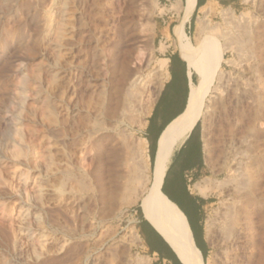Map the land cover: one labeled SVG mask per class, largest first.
<instances>
[{"label":"rangeland","instance_id":"374dc122","mask_svg":"<svg viewBox=\"0 0 264 264\" xmlns=\"http://www.w3.org/2000/svg\"><path fill=\"white\" fill-rule=\"evenodd\" d=\"M215 1L188 39L220 56L199 121L205 264H226L217 227L229 201L240 234L230 252L264 264V0ZM168 9L0 0V264H152L134 223L153 180L143 129L163 84L156 35ZM172 10L183 21V6Z\"/></svg>","mask_w":264,"mask_h":264},{"label":"crops","instance_id":"0c3cea01","mask_svg":"<svg viewBox=\"0 0 264 264\" xmlns=\"http://www.w3.org/2000/svg\"><path fill=\"white\" fill-rule=\"evenodd\" d=\"M162 1L164 2V6L169 7V9L157 20L156 36L158 38L157 51L160 57L159 60L161 62H166L163 72V84L144 123L143 136L144 141L148 145V152L149 148H153L157 151L161 138L178 126L187 107L191 88L194 85V82L198 79L196 73L188 67L186 59L179 52V48L173 46L175 41L178 43L176 34L179 26L182 25V30L189 39L190 31L194 28L198 12L209 4H212L213 6L218 5V7H220L219 2L215 0H196L192 15L188 19L185 20L184 17V20L180 21L177 19V17L180 16L177 15L176 11L172 10V8L177 7L179 4L183 6L184 0ZM200 45L202 46V44ZM207 46L210 47L212 52L216 53V57L213 59L214 62L210 67L206 54V76L201 90V97L203 100H205L208 92L209 94L211 92L212 88L209 84L215 79V74L218 70V60L220 58L211 43H208ZM195 125L192 127L185 140L173 151L162 178L159 192L162 195L161 187L164 185L168 196L173 200L178 198L177 189L180 182L183 183L184 189L187 190L189 195L193 198L200 197L203 200H208L206 197H202L191 191V188H193V186L199 181L205 170L202 136L199 130L194 129ZM162 196L185 218L194 245L196 237L195 233L191 231V227L193 230L194 227L200 229L202 240L201 244L198 243L199 249H196L200 254L202 252L207 255L208 242L203 229V209L207 203L200 204L198 201L192 200L188 203V207L185 210V216L178 207L174 206V204L168 200L166 196ZM143 218L144 220L142 218H137L134 224L136 232L143 244V252L147 255L146 257H151L152 264H172V262L167 259H170L175 264H181L176 253L164 238L153 229L154 227L149 223L144 214ZM144 229L146 232H144Z\"/></svg>","mask_w":264,"mask_h":264},{"label":"bare ground","instance_id":"6f19581e","mask_svg":"<svg viewBox=\"0 0 264 264\" xmlns=\"http://www.w3.org/2000/svg\"><path fill=\"white\" fill-rule=\"evenodd\" d=\"M195 3L196 0L183 1V13L185 20L192 15ZM205 8H202L201 10H203V13H205L206 16L207 11ZM199 32L200 31H198V33ZM208 32L209 36H214L216 34L215 30H209ZM176 35L179 40L180 51L186 59L188 67L196 73L198 79L195 85L191 88L188 104L180 123L174 130L165 134L159 141L153 165L152 184L141 207L146 219L170 245L182 264H205L201 254L194 245V241L185 218L159 192L163 175L167 169V165L173 151L185 140L192 127L198 121L204 119V116L206 118L205 112H207L204 110L206 108L204 107V100L201 97V90L205 81L207 67L205 50L201 45H197L195 47L188 42V38L182 30V25L179 26ZM165 62H161L159 65V70L162 72H164L165 69ZM219 74L220 71L218 69L215 74V80H219ZM215 91L216 89L212 88L210 94L215 93ZM134 95L135 94L133 92L130 94L132 97H134ZM130 99L133 98L130 97ZM204 124L205 122L203 125ZM241 177L242 176L240 174H236L235 178H233L236 183L237 191H239L242 183ZM191 191L202 197L205 196L204 191L200 190L199 186L196 184L193 186ZM233 208L234 202L229 201L225 207V213L222 221H220V224L217 227V235L222 254L221 258H223L226 264H239L238 254L235 252L233 253V251L230 252L236 245H238L240 239L238 236L239 231L237 225L234 223L235 214H233ZM211 231L212 230L209 227L206 229V239L211 237ZM131 234L134 243H139V238L135 234L133 228L131 230Z\"/></svg>","mask_w":264,"mask_h":264},{"label":"trees","instance_id":"16d2710c","mask_svg":"<svg viewBox=\"0 0 264 264\" xmlns=\"http://www.w3.org/2000/svg\"><path fill=\"white\" fill-rule=\"evenodd\" d=\"M226 1H224L225 3ZM198 6H199V2H198ZM204 43H202V46L205 48V51H206V54H207V57H208V61H209V66L211 67L212 66V63L214 62L213 59L216 57V53L212 52L210 50V47L207 46V44L209 43L208 41H203ZM200 128V122H198L196 125H195V128L194 129H197L199 130ZM155 149L153 148H149V158H150V165L152 167L153 165V162H154V157H155ZM177 196L178 198L176 200H173L172 198H170L167 194V190H166V187L163 185L161 187V193L162 195L166 196L168 198V200L170 202H172L174 204V206L178 207V209L186 216V213H185V210L186 208L188 207V203H190L192 200H196L198 201L200 204H206V203H209L210 200H203L202 198L200 197H195L193 198L191 195H189L188 191L184 189V186H183V183L180 182L179 185H178V189H177ZM140 218H143L142 216V212L140 210ZM191 231L194 232V230L192 229L191 227ZM195 246L196 248L199 249V245H198V241L197 239H195ZM202 258L204 260V262H206V257L207 255L202 253ZM168 261L172 262V264H175L173 261H171L170 259H167Z\"/></svg>","mask_w":264,"mask_h":264},{"label":"water","instance_id":"95a60500","mask_svg":"<svg viewBox=\"0 0 264 264\" xmlns=\"http://www.w3.org/2000/svg\"><path fill=\"white\" fill-rule=\"evenodd\" d=\"M154 229V228H153ZM155 230V229H154ZM178 258V257H177ZM178 260H179V258H178ZM180 261V260H179ZM181 263V262H180ZM182 264V263H181Z\"/></svg>","mask_w":264,"mask_h":264}]
</instances>
